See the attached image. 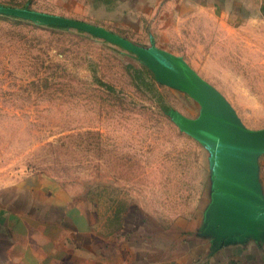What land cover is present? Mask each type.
<instances>
[{
  "label": "rangeland",
  "instance_id": "rangeland-1",
  "mask_svg": "<svg viewBox=\"0 0 264 264\" xmlns=\"http://www.w3.org/2000/svg\"><path fill=\"white\" fill-rule=\"evenodd\" d=\"M223 1L226 6L217 8L202 0L0 5L84 21L182 57L246 128L263 130V9L251 12ZM160 67L191 84L170 60L163 58ZM211 121L205 106L158 82L150 66L121 46L0 13V185L26 177L58 181L89 203L100 226L123 219L195 222L219 185L223 140L189 129Z\"/></svg>",
  "mask_w": 264,
  "mask_h": 264
},
{
  "label": "crops",
  "instance_id": "crops-1",
  "mask_svg": "<svg viewBox=\"0 0 264 264\" xmlns=\"http://www.w3.org/2000/svg\"><path fill=\"white\" fill-rule=\"evenodd\" d=\"M202 2L214 8L226 6L223 0ZM229 4L251 12L260 7L264 14V0ZM260 158L255 180L261 220L249 221L242 233L224 241L206 222L210 202L195 222L128 224L123 219L117 225L100 226L89 203L63 191L58 181L26 177L0 185V264H264V160ZM212 193L211 188V200Z\"/></svg>",
  "mask_w": 264,
  "mask_h": 264
},
{
  "label": "water",
  "instance_id": "water-1",
  "mask_svg": "<svg viewBox=\"0 0 264 264\" xmlns=\"http://www.w3.org/2000/svg\"><path fill=\"white\" fill-rule=\"evenodd\" d=\"M0 13L37 19L42 22L75 28L117 44L136 54L153 70L161 84L183 91L200 102L211 113L206 126L189 129L197 136L218 137L223 140L219 158V185L212 188V200L206 211V222L217 229L218 239L224 241L242 233L249 221L258 222L261 200L256 183V159L264 152V129L253 131L244 126L225 98L203 80L182 57L157 48H144L100 26L54 14L0 5ZM175 63L191 84L171 77L160 67L162 59Z\"/></svg>",
  "mask_w": 264,
  "mask_h": 264
}]
</instances>
